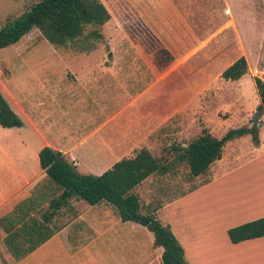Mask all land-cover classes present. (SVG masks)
<instances>
[{"label": "crops", "instance_id": "crops-1", "mask_svg": "<svg viewBox=\"0 0 264 264\" xmlns=\"http://www.w3.org/2000/svg\"><path fill=\"white\" fill-rule=\"evenodd\" d=\"M157 2L160 7L145 11L163 10L162 0ZM166 21L169 23V39L182 40L174 44L185 45L186 40H194L199 45V41L171 17L152 21L150 29L153 30L155 23L164 25ZM230 23H233L232 18L224 26ZM239 39L243 47L240 53L248 64L247 72L231 81L219 76L231 83L241 95L240 91L247 82L255 84V67L250 66L248 59V55L254 57V52L249 48L252 43L242 42L240 36ZM45 40L32 41L29 45L34 47L30 51L5 54L1 60L0 92L21 118L22 125H0V264H162L163 249L153 246L150 237L142 240L134 235L135 228L145 225L131 220L122 221L117 209L106 201L91 205L73 196L66 205L56 210L50 221H45L43 214L48 209L50 199L57 194L52 195L47 188L48 177L40 165L39 151L49 146L61 151L73 162L78 173L101 174L117 160L130 157L143 147L148 134L170 115L169 111L175 110L178 101L172 96L189 91L190 87L167 98L169 91L165 83L156 79L129 100L125 85L123 97L113 104L109 73L89 63L72 68L64 63L65 56L59 46ZM18 42L0 50L14 49ZM188 56L177 61L185 60ZM96 62L104 60L100 58ZM19 66L20 69L17 68ZM247 74L249 77L245 81ZM258 126L263 129L258 144L244 142L226 146V149L234 147L230 162L239 157L240 146L246 148L244 159L227 169L222 166L225 155V148H222L221 157L211 163L207 173L215 167L222 172L210 183L196 188L195 192H208L209 185L217 182H226L231 186L244 183L251 165L250 159L264 157V114ZM229 177L230 180H227ZM183 201L184 198H177L169 204ZM169 204L152 208L149 213L158 219V212L167 219L178 217L182 209L168 214L166 208ZM261 216H264V210L224 224L223 233L229 249L245 244L263 245L264 236L233 243L227 234L229 227ZM190 217L196 218L191 213ZM205 218L195 221L202 222ZM171 229L183 247L188 264H208L210 259L203 256V250L194 248L198 245L195 237L179 233L186 227H178V232L173 225ZM14 233L18 236L13 237ZM15 254L23 256L17 258Z\"/></svg>", "mask_w": 264, "mask_h": 264}, {"label": "rangeland", "instance_id": "rangeland-1", "mask_svg": "<svg viewBox=\"0 0 264 264\" xmlns=\"http://www.w3.org/2000/svg\"><path fill=\"white\" fill-rule=\"evenodd\" d=\"M34 1L36 0H0V26L19 15ZM103 1L110 12V19L103 25H86L83 36L58 46L65 56L64 63L72 68L89 63L100 66L109 73L112 79L113 104L123 97L125 85L130 100L153 80L159 79V82L166 83L179 72V68L191 67L189 91L172 96L178 101L175 110L168 112L170 115L162 119L148 134L143 145L162 162L168 161L170 166L165 172L154 173L134 187L133 191L140 199V212L147 213L152 208L156 209L177 198H184L183 202L169 204L166 208L168 214L175 209H182L178 217L172 218L175 221L172 222V219H167L160 212L157 215L159 220L173 225L176 230L180 226L186 227L183 231L178 229L179 233L195 237L198 245L194 248L203 250V256L210 259L208 264H264V243L261 246L245 244L229 249L223 233V226L227 221L251 217V213L264 210V157L250 159L251 165L244 183L231 186L226 182H217L209 185L208 192H195L194 190L210 183L222 171L215 167L208 173L206 170V174L202 176H191L185 162H175L176 151L173 149V146L188 144L200 134L202 128H207L214 136L221 137L231 128L252 127L255 124L253 117L256 112L259 113L257 106L260 97L254 82H247L240 95L231 83L225 82L219 76V71L242 51L240 36L242 42L252 43L249 48L254 52V57L248 55L249 63L255 67V77L264 80V0H162L163 10L150 12L143 10L137 0ZM167 17L178 22L199 41V45L192 48L191 56L185 60L168 65L155 60L147 61L143 54L152 47L146 45L145 41L148 39H144L147 37L143 28H150L152 21H161ZM230 18L233 23L224 26ZM158 25L162 26L160 23ZM93 29L100 32L98 38L89 34ZM40 39L44 37L34 28L20 39L16 48L0 50V67L5 54L26 53L34 47L29 43ZM201 55L203 58H200ZM100 58L104 62H96ZM17 68L20 69V66ZM248 77L249 74L245 75L244 80L247 81ZM263 114H258L257 120L260 123ZM261 131L262 127H258V141ZM244 142L254 144L250 133L227 141L223 149L230 144ZM225 149L222 166L228 167L227 169L240 163L247 154L246 148L240 146L237 161L230 162L234 147ZM233 153L235 154L234 151ZM47 188L52 195L60 192L58 186L50 180ZM190 213L196 218L191 219ZM203 218L205 219L202 222L195 221ZM139 227L133 230L134 235L142 240H147L148 237L153 240L151 231L145 226L144 230Z\"/></svg>", "mask_w": 264, "mask_h": 264}, {"label": "trees", "instance_id": "trees-1", "mask_svg": "<svg viewBox=\"0 0 264 264\" xmlns=\"http://www.w3.org/2000/svg\"><path fill=\"white\" fill-rule=\"evenodd\" d=\"M137 2L143 10H153L161 6L157 0ZM109 19L110 12L103 0H36L19 15L0 26V49L15 44L34 28H37L50 43L65 45L83 36L86 25H103ZM167 27L169 23L166 21L162 26L155 23L153 30L143 28L147 37L144 39H148L145 41L146 45L152 47L143 54L147 61L155 60L168 65L188 56L192 48L198 46L194 40H186L185 45L174 44L182 40L169 39ZM89 34L94 38L101 35L96 29ZM200 58H203V55ZM247 70V60L239 52L219 72L224 79L236 80ZM190 72V66H183L179 68L177 74L166 81L165 86L169 91L167 98L191 86ZM254 81L260 96V103L257 106L260 114L264 113V80L254 77ZM258 122L259 120L252 127L231 128L221 137H216L207 128H202L200 134L188 144L173 146L176 151L174 160L176 163L185 162L191 176L203 174L213 161L221 157L222 148L227 141L250 133L254 144H258ZM0 125L3 127L22 125L21 118L9 106L1 92ZM39 161L46 171L48 180L60 189V192L49 201L48 209L43 214L45 221H50L56 210L66 205L73 196L91 205L106 201L116 207L122 221L141 223L153 233V246L163 249L162 264H188L183 247L171 226L159 220L153 213H141L139 196L133 191L134 187L149 175L165 172L170 166L168 161L162 162L148 148L141 147L134 155L117 160L101 174H81L76 171L75 164L61 151L49 146L40 149ZM50 234L51 231L48 235ZM227 234L233 243L264 236V216L229 227ZM15 236H18L17 233L13 234V237ZM15 256L18 258L23 254Z\"/></svg>", "mask_w": 264, "mask_h": 264}, {"label": "water", "instance_id": "water-1", "mask_svg": "<svg viewBox=\"0 0 264 264\" xmlns=\"http://www.w3.org/2000/svg\"><path fill=\"white\" fill-rule=\"evenodd\" d=\"M258 114H259V113L256 112L255 115H254V117H253V120H254L255 123H257V117H258Z\"/></svg>", "mask_w": 264, "mask_h": 264}]
</instances>
